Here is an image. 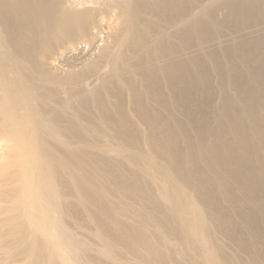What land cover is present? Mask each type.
Returning a JSON list of instances; mask_svg holds the SVG:
<instances>
[{
  "label": "rangeland",
  "instance_id": "obj_1",
  "mask_svg": "<svg viewBox=\"0 0 264 264\" xmlns=\"http://www.w3.org/2000/svg\"><path fill=\"white\" fill-rule=\"evenodd\" d=\"M47 1L53 4V12L58 6L80 11L90 1L101 2L98 8L108 11L101 26L104 38L96 40L88 51L79 46L78 51L87 52L84 63L74 61L77 54L69 57L62 52L59 56L69 44L65 40L57 42L53 36L56 32H52V40L37 37L23 28L10 10L7 17L0 15V102L16 100L21 115L29 113L27 125L35 131L31 143L36 153L32 158L39 163L34 166L36 189L43 196L40 204L45 205L52 236L63 247L64 262L264 264V222L254 214L251 185L243 186L240 181L252 179V158L244 157L246 167L238 179L230 173L223 175L230 183L227 190H221L208 164H196L203 178L193 172L195 164L191 160L201 148L200 130L206 144L215 136L232 143L229 121L246 117L242 91L252 84L246 75V60L236 58L235 62L232 58V70L221 57L216 70H212L206 54H221L223 45L247 49L249 36L257 33L250 25L264 21V8L243 18L238 12L232 17L221 7L210 16L195 18L185 46L176 39L165 45L173 55L191 52L188 66L192 67L175 79L172 93L163 90V97L169 99L170 95L173 101L165 99L166 104L161 103L164 106L146 101L159 117L158 125L176 134L177 163L173 166L152 149L159 129H151L139 119L129 88L117 77L111 78L112 69L101 58L104 47L112 51V27L118 24L119 34L122 26L113 0H107L109 4L105 0ZM198 2L181 0V5L188 12ZM146 7L142 14L147 13ZM141 26L147 28L146 37L152 39L155 31L164 28V22L159 19L152 26ZM108 29L110 40L105 34ZM124 51L128 63L133 55L128 48ZM197 70L203 73L202 79ZM134 78L139 80L138 76ZM73 79H78L77 83ZM240 154L236 148L235 155L243 157ZM221 160L222 156H217L216 161ZM231 169H235L232 164Z\"/></svg>",
  "mask_w": 264,
  "mask_h": 264
},
{
  "label": "bare ground",
  "instance_id": "obj_2",
  "mask_svg": "<svg viewBox=\"0 0 264 264\" xmlns=\"http://www.w3.org/2000/svg\"><path fill=\"white\" fill-rule=\"evenodd\" d=\"M104 2L109 4L107 0ZM100 3L97 1L96 4H91L90 1V4L87 3L86 7L80 11L62 10L58 6L56 11L53 12V4L47 0H0V15L6 16V14H10L7 12L10 10L14 15V19L26 30L32 31L37 37H48L52 40V32H56L53 36L57 42L65 40L69 44L61 51L59 56H63V53L64 56L65 53H68L69 57L77 54V57H73L74 61L84 63L88 59V57L85 59L87 52L84 50L78 51L79 46H85L88 51L91 50V46L96 40L104 38V36L101 37L104 31L101 26L106 22L105 15L108 11L105 13L100 10L98 8L102 4ZM113 3L119 11L118 22H121L122 26L119 34L117 33L119 31L118 24L114 27L111 26L113 29V48L112 51H109V46L104 47L103 45L105 49L101 50L103 53L101 58L110 65L112 69L111 78L117 77L129 88L132 105L139 119L148 124L151 129H159L156 143L152 145L153 151L175 166L177 163L176 134L158 125L160 119L152 112V108H149L150 106L146 104V101H152L160 105L163 102L166 104V100L173 98L170 99L168 94L172 93L176 87V82L174 84L175 79L181 77L179 74L183 70L186 72L192 68L188 66L191 52L185 51L181 55H173V50L168 53L165 50V45L170 39H176L181 45L185 46L190 40L193 23L197 17L210 16L212 15L210 12L214 13L219 8L224 7L230 16H236L238 12L239 15L246 18V13L251 14L255 10L262 11L264 0H199L197 6L188 12H185L181 0H113ZM145 7L148 11L142 14V9ZM114 11L116 12V10ZM159 19L164 22V28L161 31H155L153 38L149 39V37H146L147 28L143 30L141 25L152 26ZM250 26H253L252 28H255L257 33L249 36L251 39L247 38V40L250 39L247 42L248 45L250 43L249 49L248 47L247 49L241 48L242 46L238 45L229 49L223 45L225 49L221 46V54L214 50H210L214 52H205L213 64L212 70H216V61L221 57L230 64L231 69L233 63L238 61L235 60L236 58L246 60V63L243 60L242 62H244L246 68L247 78L252 82L248 87L250 89L242 91L243 99L241 102L246 117L229 121L232 126V143L224 141L220 136H215L213 142L206 144L203 140V130H200L201 148L197 155H192L191 160L195 164L192 169L193 172H197L203 178V171L198 165L201 163L208 164L209 170L215 176L216 181L222 188L221 190H227L226 186H230V183L224 179L223 175L230 173L238 179L237 175L246 167L244 157L252 158V179H239L242 182L241 185H251L255 194L254 214L255 216L258 215L264 222V21ZM51 27L54 28L52 31ZM256 30L254 31L256 32ZM108 32L109 29L105 31L106 39L110 40L109 36L111 37V35L108 36ZM13 41L15 42L16 39ZM22 47L24 46L22 45ZM125 48L130 49L131 55H133V59L128 63L125 60L127 57L124 51ZM206 51H208L207 47ZM182 56V59H178ZM232 58L235 62L232 61ZM80 68L82 69V67ZM41 72L45 74L43 70ZM78 72L80 73V71ZM197 72V76L200 73L202 79L203 73L201 70H197ZM134 76H138L139 80L136 81ZM201 79L198 78L197 80L201 81ZM77 80H74V82L77 83ZM234 84H236V80L233 82ZM164 89L170 91L167 94L169 99H166L167 96L166 98L163 97ZM2 103L0 102V264H66L62 254L63 247L58 238L55 235L52 236L49 219L43 210L45 205L40 204L43 196L38 194L36 189L34 166L37 165L38 161L35 162L32 158L36 153L31 143V137L35 131L27 125L29 113L28 116L21 115L20 111L17 110L18 101L16 100H11L10 103L7 101L4 104ZM249 142L250 147H248ZM236 148L237 151L242 153L240 155H243V157L240 158L235 155ZM217 156H222L221 163L216 161ZM231 164L235 167L234 170L231 169ZM199 181L203 182L202 179Z\"/></svg>",
  "mask_w": 264,
  "mask_h": 264
}]
</instances>
